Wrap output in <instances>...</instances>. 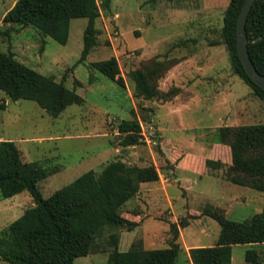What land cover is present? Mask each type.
I'll list each match as a JSON object with an SVG mask.
<instances>
[{"label":"rangeland","instance_id":"1","mask_svg":"<svg viewBox=\"0 0 264 264\" xmlns=\"http://www.w3.org/2000/svg\"><path fill=\"white\" fill-rule=\"evenodd\" d=\"M15 1L0 0V31L6 27L3 16ZM96 1L101 4L104 0ZM228 3L229 0H110L96 21L98 43L83 61L79 59L88 23L85 17L71 19L65 44L31 26L13 32L9 38L0 34V51H10L18 61L62 81L84 98V103L68 105L58 117L50 116L36 102L27 99L10 100L7 110L0 108V136L11 140L25 139V142L16 143L22 158L39 161L55 171L38 183L43 197L76 182L91 169L99 175L100 166L113 159L136 165L133 157L138 153L130 147L120 146L116 131L120 120L132 117L130 107L133 104L143 133L142 143L135 148L144 151L142 156L146 165H155L160 173L170 172L166 163L159 162L160 144L154 135H150L148 126L149 122L153 124L151 115L139 108L128 72L154 53L188 52L193 44L173 48L187 38L200 42V50L195 54L203 55L202 60L199 59L201 65L189 68L181 82H176L194 92L192 103L176 105L153 101L150 104L163 145L208 156L211 145L218 141L216 130L219 127L264 123V101L254 96L250 86L233 72L227 47L222 42L223 15ZM207 42L217 43L202 47L201 43L206 45ZM113 55L117 57L125 81L123 89L91 66V62ZM188 78H194L191 84H186ZM2 98L7 95L0 90V101ZM178 175L191 179L188 184L184 180L180 182L183 187L189 186L190 193L203 190L204 194L194 197L189 193L186 196L174 180L170 184L174 195L173 215H184L186 204L198 209L206 201L227 207V218L234 221H244L264 209V192L227 183L225 169L222 173L204 175L202 179L181 169L177 170ZM31 200L27 192L11 198L0 195V230L31 207ZM133 203L131 199L120 210L133 207ZM166 207L160 203L149 212L155 215ZM162 215L167 217L169 213ZM177 222L185 224L178 226L182 250L177 264H191L184 246L216 244L220 226L211 217L186 214ZM167 228L168 222L163 219H147L134 231H121L119 249L127 251L130 248L133 232L136 237L145 239L147 248L165 247L167 242L163 241V234ZM104 239L102 237L98 242L102 243ZM249 248L259 254L256 264H264V243L253 247L233 245L231 264H254L245 260L244 254ZM107 263V253L102 252L101 246L93 253L74 259V264ZM0 264L8 263L0 260Z\"/></svg>","mask_w":264,"mask_h":264},{"label":"trees","instance_id":"2","mask_svg":"<svg viewBox=\"0 0 264 264\" xmlns=\"http://www.w3.org/2000/svg\"><path fill=\"white\" fill-rule=\"evenodd\" d=\"M109 2L16 0L3 16L6 27L0 34L9 38L13 32L31 26L65 44L71 19L85 17L88 23L79 59L83 61L98 43L96 21ZM243 2L229 0L223 15L222 42L227 47L233 72L250 86L254 96L264 101V90L248 76L238 56L236 25ZM245 28L250 58L257 71L264 74V0L254 2ZM174 61L168 54L152 56L128 72L139 108L150 115L151 107L145 106L146 101L168 102L183 93L177 86L167 90L159 88V80ZM91 66L119 86H125L115 56L93 61ZM0 90L12 101L36 102L52 117H58L70 104L84 103L75 89L18 61L10 51H0ZM130 112L132 117L120 120L116 126L120 136L118 144L122 147L142 143L140 119L134 109ZM216 131L221 149L229 154L230 161L226 164L221 159H206L204 165L224 168L227 181L264 192V123L221 126ZM166 167L173 168V165L166 162ZM54 172L39 161L24 160L13 140H0L1 196L10 198L27 192L34 203L0 230V260L8 264H74L76 257L93 253L101 246L102 252L107 253V264H177L182 250L178 226H185L182 222L169 224L165 247L144 248L136 240L127 251L118 249L120 232L132 230L138 224L126 218L120 208L135 195L140 183L159 179L155 165L137 166L113 159L99 175L89 171L76 182L43 197L38 183ZM189 215L211 217L220 226L215 245L189 249L191 264H231L233 245L264 242V209L244 221L228 219L224 208L212 204ZM102 237L103 242H98ZM244 256L247 262H259V254L253 248L247 249Z\"/></svg>","mask_w":264,"mask_h":264},{"label":"crops","instance_id":"3","mask_svg":"<svg viewBox=\"0 0 264 264\" xmlns=\"http://www.w3.org/2000/svg\"><path fill=\"white\" fill-rule=\"evenodd\" d=\"M190 44H193L192 45L193 47L188 48L187 49L188 52H186L184 54H180V53L175 54V52H172V51H170L169 53H165V54H168V56L171 57L172 59H174L175 61L172 64V66L170 67V69H168L166 74L159 80V88L161 90H167L171 86L180 87L183 90V93L180 95H177L171 101H168V102H172L173 104H176V105H185V104H189L190 102L192 103V101L195 97L194 96L195 94L192 90L188 89L184 85H180L181 83L176 84L177 81L181 82L180 79L183 77L184 73H186V71L189 68L201 65L200 62L203 58V55H200L197 53L195 54V52H197V51L199 52V50H200V48H199L200 42H196V40L192 39V38H187L183 42H181L180 45L181 46H185V45L190 46ZM215 44H216V42H207L206 45H203L201 43L202 47L213 46ZM175 45L173 46V48L178 47ZM165 54H163V55H165ZM163 55H159V53L157 52V53H154L150 56L152 57V56H163ZM113 56H115V55H113ZM199 59H201V60H199ZM193 80H194V78H188L185 82H187L186 84H191V82H193ZM121 88L123 89V87H121ZM8 101H10V99L8 97L2 98L0 101V108L3 110H7L8 103H9ZM153 101H157L159 103H166V102H161L159 100L146 101L145 106L151 107V114L152 115H151L150 120L156 129V136L158 139L157 141L160 144V149H161V154H162L160 156L159 162H163V163L169 162L170 164L173 165V168L169 169V171H170L169 173H167V172L160 173L159 172V179L156 181L140 183L138 191L135 193L134 196H132L127 201V202H129L131 199H133L134 200V203H133L134 205H132L133 207H130V208H127L124 210H120V212L126 218L133 220V221L138 223L132 230H127V231H134L136 228L140 227L147 219L153 218V219H163V220L167 221L168 222V228L165 230V232L163 234V241H164L166 234H167V231L169 229L170 223H172V222L177 223L178 218H181L182 216H185L186 214H197L206 204H212V205L222 207L226 210V213L228 212L227 207H225L221 204H217V203L215 204V203H212L210 201H206L201 206H199L198 209H192L191 207H188V205L186 204L184 215H182V216L173 215L174 211L172 210V205L174 203V201H173L174 195L171 193L172 189H171L170 184L172 182H174V180H175L179 184V186L183 189L182 193L184 195L187 196L190 193L189 192L190 191L189 186L186 185L185 187H183V185H181L180 182H181V180H184V182L186 184H188L189 181H191V179H187V178L184 179L182 176H179V175L177 176V170L181 169V170L189 171L191 173H194L198 177H200V179H202V177L204 175H209V173H212V174H215L218 172L222 173L223 169H224V168H219V169L207 168L204 165V162L206 159H221L226 164H228L230 161V158H229V154L227 152L225 153V150L223 151L221 149L222 144L218 141L213 143V145H211V153L208 156L194 154V153H191L189 151H186V150H183V149H180L177 147H165L163 145L164 144L163 137L160 134L161 130L159 129V127L156 124V121L154 119V116H155L154 109L150 105L151 102H153ZM131 109L135 110L136 116L139 118L138 112L136 110V106L134 104H133V106L130 107V110ZM5 138L6 137H4V136H0V140H11V139H5ZM13 141L18 144L19 142H25V139H19V140H13ZM136 146L137 145L128 146L131 148V151H133L132 149H135L136 152L138 153V154H136V156L133 157V162L137 166H146V164L144 163L145 157L142 156L144 151L141 152L140 149H136L135 148ZM196 162H197V164H196ZM104 165L103 166L99 165L101 167V170L104 167ZM101 170L99 171V173L101 172ZM91 171L94 172L93 169H91ZM224 181H226V180H224ZM226 182L231 183L229 181H226ZM21 193H23V192H21ZM21 193H18V194H21ZM191 193H190L191 196H194V197H197V195L200 196V195L204 194L203 190H199V191L192 190ZM18 194H16V195H18ZM16 195H14V196H16ZM160 203H162L163 206H167V207L163 211H161L155 215H152L149 211L154 206H158ZM30 204L34 205L33 200H31ZM166 212L169 213V215L167 217L162 215ZM171 215H172V218H171ZM122 231H126V230H122ZM120 234H121V232H120ZM132 234H133V236H132V239L129 243L130 246H131L132 242H134L136 240H140L142 242V245L144 246V248H147V247H145L146 241L144 238L136 237L134 232ZM119 243H120V240H119ZM263 243H258V244H263ZM243 245L253 247L257 244H243ZM205 246H213V245H189V246H184V247H185V251L188 253L189 249L192 247H205ZM152 248H154V247H152ZM118 249H119V244H118ZM188 255H189V253H188Z\"/></svg>","mask_w":264,"mask_h":264},{"label":"water","instance_id":"4","mask_svg":"<svg viewBox=\"0 0 264 264\" xmlns=\"http://www.w3.org/2000/svg\"><path fill=\"white\" fill-rule=\"evenodd\" d=\"M256 0H244L240 9L236 25V44L238 56L245 68L248 76L264 90V74H261L255 68L248 51V38L246 32V21L251 7Z\"/></svg>","mask_w":264,"mask_h":264},{"label":"built area","instance_id":"5","mask_svg":"<svg viewBox=\"0 0 264 264\" xmlns=\"http://www.w3.org/2000/svg\"><path fill=\"white\" fill-rule=\"evenodd\" d=\"M142 126V125H141ZM148 126H149V128H150V135H154V137L156 136V129H155V127H154V125L153 124H151L150 122L148 123ZM142 131V130H141ZM143 133L141 132V135H142Z\"/></svg>","mask_w":264,"mask_h":264}]
</instances>
